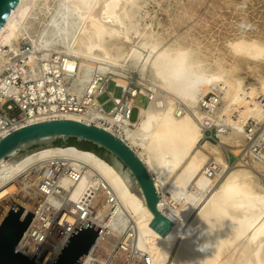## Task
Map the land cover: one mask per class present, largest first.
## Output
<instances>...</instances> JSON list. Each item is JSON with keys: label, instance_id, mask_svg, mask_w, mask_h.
Here are the masks:
<instances>
[{"label": "bare ground", "instance_id": "6f19581e", "mask_svg": "<svg viewBox=\"0 0 264 264\" xmlns=\"http://www.w3.org/2000/svg\"><path fill=\"white\" fill-rule=\"evenodd\" d=\"M138 4V0H21L1 30L0 47L13 50L21 38L37 49L61 44L71 57L69 68H79L80 85L93 71L115 74L129 60L143 58L139 66H151L170 99L179 98L195 108L202 96L217 92L222 131L230 127L233 133L246 136L244 128L250 120L264 121V79L253 89L223 71L211 70L189 49L154 43L153 34L137 20ZM133 34L141 43L133 42ZM123 46L130 49L125 52ZM229 46L236 56L264 63V45L258 41L237 40ZM151 89L159 96L161 89L153 84ZM163 105L161 99H154L136 122L124 121L123 107L109 119L124 124V135L118 136L153 176L162 213L174 222L167 235L150 226L151 212L111 165L75 146L41 149L16 162L0 161V220L14 203L27 207L26 200L36 197L43 167L64 165L60 184L67 192L69 208L75 211V204L86 198V189H91V201L103 202L97 215L88 219L103 230L95 255L99 263L84 264H121L112 253L122 234L129 241L127 246L136 251L138 264H264V187L247 171H231L225 161H220L222 166L216 162L221 170L230 171L210 176L207 157L197 150L203 135L199 125L188 114L177 115L172 99ZM65 119L80 120L74 115ZM255 163L254 169L262 168L258 163L264 164V155ZM34 169L31 178L27 173ZM117 254L123 261L126 252Z\"/></svg>", "mask_w": 264, "mask_h": 264}, {"label": "built area", "instance_id": "2783aa9c", "mask_svg": "<svg viewBox=\"0 0 264 264\" xmlns=\"http://www.w3.org/2000/svg\"><path fill=\"white\" fill-rule=\"evenodd\" d=\"M0 53L3 54L0 62L1 138L18 128L32 124L31 121L65 119L69 115L77 116L80 122L96 125L119 137L118 135H124L122 133L124 124L109 119L118 108L123 107L124 121L130 123L131 111L134 108L133 100L139 96L145 98L147 104L159 98L163 101V106L167 105L165 102L167 96L165 98L164 95L156 96L151 89V83H139L132 75L115 78L112 73L96 70L91 73L84 85H80L79 68L71 69L68 66L70 56L54 49H37L27 38H21L13 50L0 47ZM110 82L114 83V93L107 91ZM104 92L110 96L108 101L114 103L109 111H105L104 105L98 102V97ZM171 99L177 115L188 114L195 119L203 132L202 140L212 141L227 131V127L223 131L220 127L217 112L221 106V97L217 92L210 91L202 96L195 108L179 98ZM138 117L139 108L137 119ZM244 130L248 143L242 152L236 155L234 166H249L261 160L263 156V124L252 119ZM119 138L122 139L121 136ZM208 168L210 176L222 171L215 161L209 162ZM27 174L33 178L35 169ZM63 174L64 165L43 167L36 181V197L27 199L28 206L22 207L34 214V217L15 250L31 260L38 253L33 260L37 264H54L77 224L84 226L83 220L87 221L96 216L99 206L103 204L100 199L91 201V189H86L84 192L86 198L80 200V204H75L73 211L69 208L67 192L61 188ZM49 192L53 194L50 196ZM110 201L112 202V199ZM8 212L3 215L0 225ZM67 215L73 218L72 222L67 219ZM102 232L103 230L100 234ZM100 234L82 261L83 264L89 261L99 263L95 255L100 250L97 243ZM128 242L125 239L120 240L113 250L112 258L121 264L140 263L136 251L127 246ZM120 250L126 252L123 261L117 254Z\"/></svg>", "mask_w": 264, "mask_h": 264}, {"label": "rangeland", "instance_id": "374dc122", "mask_svg": "<svg viewBox=\"0 0 264 264\" xmlns=\"http://www.w3.org/2000/svg\"><path fill=\"white\" fill-rule=\"evenodd\" d=\"M138 3L137 20L144 31L153 34L154 43H159L161 47L171 44L189 49L196 59L203 61L211 70L223 71L240 80L244 86L253 89H256L260 80L264 79V63H254L247 58L236 56L229 46L237 40H255L264 45V0H138ZM132 39L136 44L141 43L135 34L132 35ZM53 49L65 53L61 44H57ZM129 49V46H123L125 52ZM140 61H143V58L139 61L136 58L129 60L126 66L122 67L123 69L119 67V71L113 74L114 77L132 75V78L139 83H151L161 89L158 95L167 94L163 91L166 90L164 83L155 75L151 66L148 64L146 69H141ZM206 90L204 88L205 92ZM107 91L115 92L113 82L109 83ZM165 96L169 102L171 100L169 95ZM109 98L107 92L98 97V102L104 105L105 111H109L114 106L113 102L108 101ZM258 100L260 98L257 97ZM133 104L131 121L137 119L138 108H144L147 100L139 96L133 100ZM260 123L264 126V121ZM238 135L229 127L227 133L219 138L212 141L201 139L197 144V150L206 155V163L218 161L221 164L220 161H225L231 171H247L264 187L263 163H258L262 168L255 169L256 163L249 165V168L234 166L236 155H239L248 143L244 134ZM138 150L147 159L143 150L140 148ZM186 166L184 165L183 168ZM229 169L223 167L222 170H225L223 174H227ZM168 195L167 198L170 197V194ZM120 240H123V234Z\"/></svg>", "mask_w": 264, "mask_h": 264}, {"label": "water", "instance_id": "95a60500", "mask_svg": "<svg viewBox=\"0 0 264 264\" xmlns=\"http://www.w3.org/2000/svg\"><path fill=\"white\" fill-rule=\"evenodd\" d=\"M20 2L0 0V33ZM70 140L88 142L110 154L112 164L93 152L116 170L130 193L143 200L152 214L150 226L163 236L170 232L174 222L162 213L160 195L149 169L125 141L101 127L73 119L29 124L0 139V161L10 158L9 161L16 162L41 149L71 146L67 145ZM33 217L34 214L13 204L0 225V264H37L33 260L38 253L31 260L15 250ZM101 230L88 220L84 226L78 223L54 264H81Z\"/></svg>", "mask_w": 264, "mask_h": 264}, {"label": "trees", "instance_id": "16d2710c", "mask_svg": "<svg viewBox=\"0 0 264 264\" xmlns=\"http://www.w3.org/2000/svg\"><path fill=\"white\" fill-rule=\"evenodd\" d=\"M67 145L75 146L77 148L83 149V150H88L92 151L95 154H97L99 157L103 158L110 164H112V157L110 154H108L105 150L103 149H98L96 146L93 144H90L88 142H76L75 140H70ZM55 146H60V144H56Z\"/></svg>", "mask_w": 264, "mask_h": 264}, {"label": "crops", "instance_id": "0c3cea01", "mask_svg": "<svg viewBox=\"0 0 264 264\" xmlns=\"http://www.w3.org/2000/svg\"><path fill=\"white\" fill-rule=\"evenodd\" d=\"M146 106H147V105H146ZM146 106H145V107H146ZM145 107H144V108H145ZM142 109H143V108H139V117H138V119H137L136 121H138V120H139V118H140V115H141V111H142ZM136 121H134V122H136Z\"/></svg>", "mask_w": 264, "mask_h": 264}, {"label": "clouds", "instance_id": "9594fccd", "mask_svg": "<svg viewBox=\"0 0 264 264\" xmlns=\"http://www.w3.org/2000/svg\"><path fill=\"white\" fill-rule=\"evenodd\" d=\"M262 47H264V46H262Z\"/></svg>", "mask_w": 264, "mask_h": 264}]
</instances>
